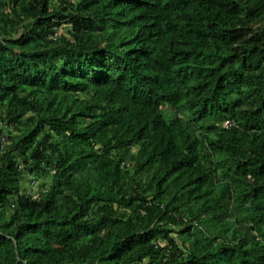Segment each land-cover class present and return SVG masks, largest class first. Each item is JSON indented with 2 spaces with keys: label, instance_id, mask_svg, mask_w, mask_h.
<instances>
[{
  "label": "trees",
  "instance_id": "1",
  "mask_svg": "<svg viewBox=\"0 0 264 264\" xmlns=\"http://www.w3.org/2000/svg\"><path fill=\"white\" fill-rule=\"evenodd\" d=\"M0 264H264V0H0Z\"/></svg>",
  "mask_w": 264,
  "mask_h": 264
},
{
  "label": "rangeland",
  "instance_id": "2",
  "mask_svg": "<svg viewBox=\"0 0 264 264\" xmlns=\"http://www.w3.org/2000/svg\"><path fill=\"white\" fill-rule=\"evenodd\" d=\"M51 181L50 176H28L24 177L21 181L23 189L33 193L34 195H38L40 192L45 190V186Z\"/></svg>",
  "mask_w": 264,
  "mask_h": 264
},
{
  "label": "built area",
  "instance_id": "3",
  "mask_svg": "<svg viewBox=\"0 0 264 264\" xmlns=\"http://www.w3.org/2000/svg\"><path fill=\"white\" fill-rule=\"evenodd\" d=\"M232 123L230 121L226 122V126H230Z\"/></svg>",
  "mask_w": 264,
  "mask_h": 264
}]
</instances>
